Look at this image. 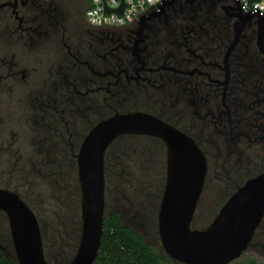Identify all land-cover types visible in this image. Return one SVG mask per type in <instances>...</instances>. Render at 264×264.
Masks as SVG:
<instances>
[{
    "label": "flooded vegetation",
    "instance_id": "af4514ba",
    "mask_svg": "<svg viewBox=\"0 0 264 264\" xmlns=\"http://www.w3.org/2000/svg\"><path fill=\"white\" fill-rule=\"evenodd\" d=\"M51 1L55 7L48 11L66 6L72 22L66 28L50 25L54 38L37 31L32 42L22 37L36 31L25 18L35 0L0 2L5 4L0 12L8 18L0 25L5 44L0 46V90L11 92L13 77L23 75L24 80L32 68L31 83L18 88L24 106L29 95L37 94L43 108L46 95L52 98L53 92L69 95L72 104L83 103L95 122L84 136L73 135L71 140L79 145L95 124L117 113L153 115L196 142L207 160L206 177L208 151L203 144L208 127L227 144L225 161L231 142L258 144L264 152V15L244 14L230 0H187L149 13L143 24L98 29L85 19L86 0L85 9L83 0ZM76 17H82L81 24ZM53 45L62 50L57 57ZM124 136L163 143L156 136ZM258 167L248 178L230 180L227 199L264 173V156Z\"/></svg>",
    "mask_w": 264,
    "mask_h": 264
},
{
    "label": "water",
    "instance_id": "95a60500",
    "mask_svg": "<svg viewBox=\"0 0 264 264\" xmlns=\"http://www.w3.org/2000/svg\"><path fill=\"white\" fill-rule=\"evenodd\" d=\"M144 21L142 18L141 24ZM124 135L156 136L165 145V184L157 214L163 252L183 264H231L240 258L264 217V173L238 188L206 227L194 229L192 221L207 173L205 155L193 139L175 127L153 115L132 112L101 120L79 145L81 229L75 253L65 264H94L100 253L105 217L104 156ZM0 211L8 221L17 263L51 264L44 254V231L20 196L0 188Z\"/></svg>",
    "mask_w": 264,
    "mask_h": 264
},
{
    "label": "rangeland",
    "instance_id": "374dc122",
    "mask_svg": "<svg viewBox=\"0 0 264 264\" xmlns=\"http://www.w3.org/2000/svg\"><path fill=\"white\" fill-rule=\"evenodd\" d=\"M63 7L66 8V6ZM4 15L5 12H0V18H3ZM2 24L4 23L0 21V25ZM4 45V42L0 39V46L3 48ZM53 48L56 51V57L59 56L62 52L61 48L57 45H53ZM24 65L31 67V63ZM31 69L27 70L30 77L27 76L24 80L23 75L13 77L11 92L6 93L0 90V175L3 174V176L7 174V170L14 169V166L18 168L21 174L26 170L30 172L29 167L33 163L32 160L36 159L38 145L33 144L34 131L31 118L34 112H30L24 106L25 97L18 91L20 86L27 84V80H30L29 83H31V78L34 77ZM64 108L66 111L65 118L71 123L73 132L84 136L89 127L95 122L92 112L86 111L84 104L78 101L77 104L68 102L64 104ZM212 129V126L208 127L204 136L208 140L203 146L208 151L209 170L192 221L194 229L201 228L207 222L212 221L211 219L218 213L227 197L232 193L228 191L230 180L248 178L251 173L255 172L254 170L259 168L258 166L264 156L261 145L231 142L229 149L232 152L229 159L225 161L223 157L227 144L225 145L220 137L210 132ZM151 148V150H146L149 153L152 151L154 153L152 156L150 154L146 155L149 160L148 163L141 164L139 162L144 157L140 158L132 155L134 157L129 159L132 162L130 166L132 176H129L130 179L124 176L126 180L123 181L120 178L121 175L117 176L120 170H117L115 166H111L110 173L107 176L105 214L111 211L117 212L121 220L141 233L153 248L163 251L157 222L154 220V218L157 219V214L156 212L153 214L151 208L153 200L145 204L142 203L146 201L147 194H154L158 184V177L155 175L158 151L153 146ZM148 167L151 170H147L148 174H146L147 171L144 170ZM127 180L129 182L125 183ZM49 181L52 180L45 172L39 174L32 172L27 181L21 180L24 188L28 191L27 197L44 231L45 257L49 263L55 264L66 260L70 256L74 237L72 230L62 228L63 216H60L56 211V204L50 198L51 186L48 184ZM67 181H65V185L69 188L66 184ZM8 232V221L5 224L0 215V245L10 254H14L11 237L8 239ZM256 233L252 239V245L234 262L245 263L252 260L257 264H264V220ZM172 264L183 263L172 261Z\"/></svg>",
    "mask_w": 264,
    "mask_h": 264
},
{
    "label": "trees",
    "instance_id": "16d2710c",
    "mask_svg": "<svg viewBox=\"0 0 264 264\" xmlns=\"http://www.w3.org/2000/svg\"><path fill=\"white\" fill-rule=\"evenodd\" d=\"M2 1L3 0H0V2ZM81 6L85 9L84 0ZM54 7L55 5L51 0H35L34 4L28 7V15L25 18L29 25L36 27V31H29L28 34L22 38L31 42L32 40H37V31H39L40 34L42 33L41 36H43V32L46 31L51 34L50 38H54L55 32L50 25L55 23L66 28L72 22V16L66 13L64 10L65 7H58L57 11H48V9H53ZM42 10H44V12ZM6 19L8 20L7 17H3L0 21L3 22V20ZM74 21L81 24L83 20L82 17H76ZM45 25L47 28L44 27ZM47 40L49 42H54L50 39ZM61 81V90L65 92V81L63 79ZM52 88L54 87L51 81L47 80V89L51 90ZM58 94L60 96H56L53 92L52 98L46 95L43 108H41L39 104L37 94L29 95V103L28 105L26 103L25 107L28 108L30 112H34L31 118L33 120L32 126L34 131L33 144L38 145L36 159L32 160L33 163H31L29 167L30 172L26 170V172L21 174L18 168L14 166V169L7 170L5 176H3V174L0 175V188L9 189L17 193L35 213L27 197L28 191L24 188L21 180L27 181L32 172L37 174L45 172L47 176H50L52 180L48 183L49 186H51L50 198L56 204V211L60 216H63L62 228L72 230V235L74 237L70 256L62 262L55 263L65 264L74 255L73 253L77 248L81 229L80 189L77 178V153L79 143H75L71 140L76 132H73L71 123L65 118L66 111L64 104L68 102L72 104L70 97L69 95L60 94V92H58ZM151 146L158 151L157 171L155 173L158 177V184L153 194L154 196L147 194L146 201L142 203L145 204L153 200L151 205L152 212L153 214L155 212L158 214L166 175V152L163 143H161L159 139L153 140L138 136H123L116 139L110 145L104 156L105 198L108 187L107 176L108 173H110L111 166H115L117 170H120L117 176L121 175L120 178H122L123 181L126 180L124 176L130 179L131 177L129 176H132V171L130 169L132 162H130L129 159L134 156L140 158L144 157V159H140L139 162H141V164L148 163L149 160L146 155L150 154L152 156L154 154L153 151L151 153L146 151L148 149L151 150ZM147 170H151L150 167L146 168L144 171ZM146 174H148V171ZM66 180H68L66 184L69 188L65 185ZM127 182H129V180L125 183ZM0 215L3 222L7 224L5 214L0 211ZM154 220L157 222L156 218H154ZM210 222L211 221L207 222L201 228L206 227ZM103 229L104 232L100 253L94 264H172V260L163 251L153 248L141 233L136 231L132 226L125 224L117 212L111 211L105 214ZM8 239H10V231L8 232ZM0 264H18L14 259V254H10L4 250L1 245ZM231 264L257 263L250 260L245 263L237 261Z\"/></svg>",
    "mask_w": 264,
    "mask_h": 264
},
{
    "label": "built area",
    "instance_id": "2783aa9c",
    "mask_svg": "<svg viewBox=\"0 0 264 264\" xmlns=\"http://www.w3.org/2000/svg\"><path fill=\"white\" fill-rule=\"evenodd\" d=\"M187 0H86L85 19L98 29L122 28L138 24L149 13L162 6ZM239 11L260 18L264 15V0H230Z\"/></svg>",
    "mask_w": 264,
    "mask_h": 264
}]
</instances>
